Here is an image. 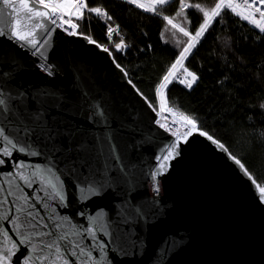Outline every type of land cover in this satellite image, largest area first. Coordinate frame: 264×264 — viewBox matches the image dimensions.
<instances>
[{"label":"water","instance_id":"obj_1","mask_svg":"<svg viewBox=\"0 0 264 264\" xmlns=\"http://www.w3.org/2000/svg\"><path fill=\"white\" fill-rule=\"evenodd\" d=\"M0 12V113L8 110L0 125L39 153L0 156V174L20 162L28 172L49 163L59 169L64 200L37 192L44 222L93 227L99 240L111 241L107 264H264V193L224 146L200 132L184 143L159 127L156 110L112 53L85 36L20 11L19 30L30 35L19 40L11 35L17 13L2 0ZM37 23L44 27L32 28ZM26 129L35 131L25 136ZM87 181L103 183L99 195L83 189ZM11 219L0 215V246L5 231L19 241ZM19 247L12 264L31 255Z\"/></svg>","mask_w":264,"mask_h":264},{"label":"snow or ice","instance_id":"obj_2","mask_svg":"<svg viewBox=\"0 0 264 264\" xmlns=\"http://www.w3.org/2000/svg\"><path fill=\"white\" fill-rule=\"evenodd\" d=\"M129 4H136L137 7H144L142 4H138L137 0H126ZM171 0H155L153 8L156 5L163 6L166 3H170ZM181 11L189 6H194L199 11L203 13L204 23L199 27V30L195 32V36H190V33L184 28H179V31L183 33L184 36L190 37V42L187 47L179 53L178 59L172 65L168 73L163 77V82L159 85L160 89L166 88L167 84L171 82V79L175 77V72L178 66H182L183 61L187 59L189 49L193 46L191 41L196 40L200 37L203 32L208 27V22L212 17L220 16L222 9H228L232 13L239 15L241 19L249 21L253 24L255 28L259 29L260 33H264V10L257 5V0H243V3H235L234 0H219L212 7L211 11H206L201 7L200 4L188 5L184 0H179ZM260 5H264V0H259ZM2 5L4 9L11 8L13 12L17 13L14 18L15 23L12 28L11 35L19 40H26L30 35V31L21 32L20 25L22 22V17L19 15L20 11H24L26 14V19L30 21L33 17L50 19L51 17H56L62 22L65 15H76L78 19L83 18V10H87L91 13H95L98 16H107V19H111L100 7L89 8L86 0H38V6L30 5L29 0H19V7L17 8L15 0H2ZM238 8H242L244 12H237ZM43 9V10H39ZM145 10H148L147 8ZM259 12V20L255 18V13ZM2 15V12H0ZM179 15V13H177ZM164 20L168 24L172 25L173 28H177L178 25L174 24L172 19L164 16ZM50 22L55 24L56 19H50ZM219 23L223 22V17ZM70 27L73 29L77 28V25L68 21ZM42 23L33 24L32 28H43ZM3 31H0V35H3ZM75 32H69V35H75ZM85 39H89L87 36ZM32 45L36 46V41H27ZM89 43H95L89 39ZM117 49L124 47L123 43L118 44ZM108 51V49H104ZM119 67V65H117ZM123 71V69H121ZM184 73L191 77V81L187 82V87L191 88L192 82L197 79V76L189 72L186 68ZM179 79V77H175ZM181 83H185L184 80H180ZM6 102L4 99H0V106H5ZM161 107H164V102L162 100ZM261 108H264V104H261ZM8 110L5 107L3 113L4 117H7ZM180 119L186 124L190 125V129L185 135H191L192 130H195L197 125L194 120L190 117L180 114ZM162 127L164 125H161ZM35 130L26 129L24 132L25 136H30ZM200 135L206 136L207 133L201 131ZM209 140L213 143L217 141L213 140L211 136H208ZM223 148V145H220ZM31 146L27 143H23L20 139L9 138L6 133V129L0 125V156L11 157L13 151L20 153H26L30 155H38L39 153L35 150L30 151ZM173 150L175 146H172ZM173 152L169 151L167 156L163 157L167 160L168 157L172 156ZM235 159V158H234ZM242 169L244 165L241 164L239 160H235ZM4 161L0 159V165H3ZM163 168L164 165L162 164ZM17 180L22 183H17ZM79 184V181L77 182ZM37 184V188H33V185ZM64 187V180L62 179V174L59 173V169L56 168L54 164L49 163L46 166H35L31 172L26 170L23 162H20L14 166L13 172H8L0 174V209L7 208L6 213H0L4 220H8L11 216L12 219L10 223L15 226L16 232L19 235V241L14 242L12 237L9 236L8 232L3 233V239L10 244L0 246V264H12V258L20 251L19 245H24L28 247L31 255H28L20 264H107L108 256L107 251L110 246L109 243H104L102 240L98 239L97 230L93 227H88L86 229H74L66 230L63 224L58 223L55 217H49V222H44L45 217L39 214L36 205L41 203V197L37 195V192H42L44 197L49 200L58 198L61 202L64 200V194L61 189ZM28 189L29 191H25ZM83 189L88 191L89 195H99L103 189V183H97L96 181H87L83 185ZM51 190V191H49ZM264 193V189H261ZM46 207L47 205H43ZM53 211H55L53 209ZM106 227V226H105ZM30 229L31 231L22 232V229ZM44 229L46 231H42ZM105 235H110V233L105 232ZM48 238V239H45ZM37 242L34 243L33 240ZM91 240L96 241L93 244H84L83 241ZM99 253V258L93 256V252ZM69 257L73 259H69Z\"/></svg>","mask_w":264,"mask_h":264},{"label":"rangeland","instance_id":"obj_3","mask_svg":"<svg viewBox=\"0 0 264 264\" xmlns=\"http://www.w3.org/2000/svg\"><path fill=\"white\" fill-rule=\"evenodd\" d=\"M218 21L188 60L196 84L172 87L169 100L264 189V52Z\"/></svg>","mask_w":264,"mask_h":264},{"label":"trees","instance_id":"obj_4","mask_svg":"<svg viewBox=\"0 0 264 264\" xmlns=\"http://www.w3.org/2000/svg\"><path fill=\"white\" fill-rule=\"evenodd\" d=\"M218 1L184 0L188 5L200 4L206 11H211ZM87 3L89 8L100 7L111 16L108 23L117 27L120 35L111 44L107 39L106 24L94 14L86 13L82 19L77 20L80 36H87L100 47L110 50L130 81L154 109L158 110L159 85L189 42L176 28L166 23L163 17L172 18L179 27L195 34L204 23L203 13L194 6L181 11L179 1L160 9L157 14L148 13L124 0H87ZM222 17L223 26L264 52V33H260L229 11H223L217 20ZM121 43L124 45L122 51H116V46ZM171 105L180 109L176 103Z\"/></svg>","mask_w":264,"mask_h":264},{"label":"built area","instance_id":"obj_5","mask_svg":"<svg viewBox=\"0 0 264 264\" xmlns=\"http://www.w3.org/2000/svg\"><path fill=\"white\" fill-rule=\"evenodd\" d=\"M15 1H19V0H15ZM32 1L35 2L36 4H38V0H32ZM124 1H126V0H124ZM176 1H179V0H171L170 3H166L163 6L156 5L155 8H153L155 0H137V3L144 5V7H138V8H140V9H142V10L148 12V13H151V14H157L160 9H162V8L168 6V5H170V4H172V3L176 2ZM234 2L235 3H243V0H234ZM250 2H251V0H250ZM86 3H87V0H86ZM87 5H88V3H87ZM133 5L136 6V4H133ZM255 6H260L262 8V10H264V5H260L259 4V0H257V5H255ZM146 8L148 10H145ZM223 11H229V10L228 9H222L221 13ZM237 12H243V14L247 15V12H244V10L242 8H238ZM86 13H91V12H89L87 10V8H86V9L83 10V16ZM92 14H94L96 17L100 18L103 21V23L106 24L107 29H108L107 39H108V41L111 44L115 43L117 37H119V35H120L119 34V29L117 27L112 26V25H110L108 23L109 19H107V16H98L95 13H92ZM233 14L236 15V13H233ZM259 15H260L259 12L255 13V18L257 20H259ZM236 16L241 19V17L239 15H236ZM217 17L218 16L212 17L209 20L208 27L203 32V34L200 37L196 38V40L191 41L193 46L189 49V53L187 55V59L183 61L182 66H178L177 67L176 72H175V77H179V79H176L175 77L172 78L171 82L167 84L166 88H164V89H160L159 88L158 92H157L158 110H157V121H156V124L159 125L160 127H162L161 125H164L162 128L170 130V134L172 136H174V137H175V134L179 135L180 138H181L180 141H182L184 143L188 141V139L191 137L193 132H197V127H196L195 130H192L191 135H187V136L185 135V133H187L189 131L190 125H186L180 119V114H182V113L178 109H176L175 107H173L171 105V102L169 100L168 94H169V91L171 90V88L173 86H179V87L186 88V89L189 88V87H187V82L191 81V77L187 76L184 73V69L186 68L189 72L194 73L192 70L189 69V67L187 65L188 60H189L191 54L197 48V46L204 40V38L206 37L210 27L214 23L215 19H217ZM50 19H56V23L55 24L52 23V24L55 25L57 28H59L64 33H66L67 35H69V32H75L76 33L75 35H70V36H80V34H79V26L77 24L78 18L76 17V15H65L63 17V21L64 22H62L60 19H58L56 17H51ZM169 19H172V18L169 17ZM69 20H71V23L76 24L77 28L73 29L72 27H70V24L68 23ZM241 20L246 22V23H248L249 25H251L252 27L255 28V26L253 24L249 23V21H246V20H243V19H241ZM172 21H173L174 24H176L173 19H172ZM166 23H168V22L166 21ZM179 28H181V27L178 26L176 29L179 31ZM255 29L259 31V29H257V28H255ZM179 32L183 35V33L181 31H179ZM190 36H195V34H191L190 33ZM185 37L188 38V40L190 42V37L189 36H185ZM189 42H188V44H189ZM180 80H184L185 83H181ZM196 81H197V79L194 82H192V86H194L196 84ZM162 100L164 102V107L163 108L161 107Z\"/></svg>","mask_w":264,"mask_h":264},{"label":"bare ground","instance_id":"obj_6","mask_svg":"<svg viewBox=\"0 0 264 264\" xmlns=\"http://www.w3.org/2000/svg\"><path fill=\"white\" fill-rule=\"evenodd\" d=\"M159 126V125H158ZM160 127V126H159ZM162 128V127H161ZM164 130H166L169 134H170V130H168V129H164ZM172 133V132H171ZM174 137V136H173ZM174 138H176V139H178V140H181V138H180V136L179 135H176L175 134V137Z\"/></svg>","mask_w":264,"mask_h":264}]
</instances>
